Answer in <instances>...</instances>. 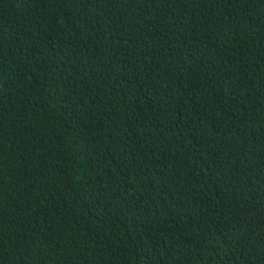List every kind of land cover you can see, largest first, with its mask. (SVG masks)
Returning <instances> with one entry per match:
<instances>
[{
    "label": "trees",
    "instance_id": "trees-1",
    "mask_svg": "<svg viewBox=\"0 0 264 264\" xmlns=\"http://www.w3.org/2000/svg\"><path fill=\"white\" fill-rule=\"evenodd\" d=\"M0 151V264H264V0H0Z\"/></svg>",
    "mask_w": 264,
    "mask_h": 264
},
{
    "label": "snow or ice",
    "instance_id": "snow-or-ice-1",
    "mask_svg": "<svg viewBox=\"0 0 264 264\" xmlns=\"http://www.w3.org/2000/svg\"><path fill=\"white\" fill-rule=\"evenodd\" d=\"M89 3L92 2V0H88ZM4 158L2 156V151H0V173H3V165H4ZM79 179H83V177H79Z\"/></svg>",
    "mask_w": 264,
    "mask_h": 264
}]
</instances>
